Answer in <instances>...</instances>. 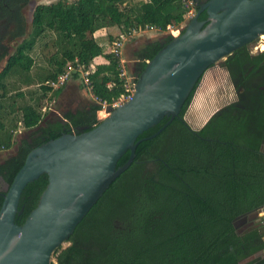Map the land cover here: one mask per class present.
Segmentation results:
<instances>
[{
  "label": "trees",
  "instance_id": "16d2710c",
  "mask_svg": "<svg viewBox=\"0 0 264 264\" xmlns=\"http://www.w3.org/2000/svg\"><path fill=\"white\" fill-rule=\"evenodd\" d=\"M29 2L2 0L1 3L14 7L11 38L20 41L0 72V150L8 151L14 145L13 132L19 126L29 132L17 153L7 157L10 166L3 176L7 185L32 149L63 133H79L78 128L92 130L100 123L97 112L102 106L111 105L127 94L125 80L120 77L119 59L98 44L93 37L95 32L116 30V36L108 35L110 47L114 40L132 31L151 27L164 32L179 26L187 13L181 0L58 1L36 5L27 32L23 11ZM171 40L168 36L163 43L151 44L145 60L153 58ZM37 48L40 49L38 64L34 57ZM260 50L264 51V47ZM99 56L107 63L91 70L90 63ZM68 66L75 70L72 77L80 76L78 70L88 72L87 88L97 104L88 114L69 119L70 123L50 122L40 126L42 111L59 92L50 84ZM144 66L145 62L139 74ZM222 66L235 87L243 88L238 103L223 108L194 132L184 116L199 81L178 117L157 137L136 147L130 167L79 223L68 241L71 245L54 253L56 262L51 264L81 262L83 249L78 241L104 240L112 227L110 218L137 211L135 203L139 199L140 259L133 264H243L255 253L264 254V217L247 221L249 215L259 213L264 207V81L252 83L254 73L264 70V52L252 55L246 45L227 57ZM21 86L39 88L42 95L35 105H16L14 98L24 95L16 93L13 98L10 93ZM166 121L149 129L138 140L154 134ZM218 132L222 133L217 139L224 144L197 139V136L207 139L208 134L215 138ZM235 144L243 148H236ZM232 147L237 151L232 152ZM193 148L199 154L219 148L222 166L208 170L193 167L189 171L187 157ZM128 156L126 152L117 166L123 165ZM149 165L151 171L147 170ZM46 184L47 176L41 175L24 188L18 206L23 212L16 217L18 224L35 208L37 196ZM1 203L0 196V206ZM108 254L103 247L97 253V261H108ZM256 261L264 264L261 257L245 264Z\"/></svg>",
  "mask_w": 264,
  "mask_h": 264
},
{
  "label": "water",
  "instance_id": "95a60500",
  "mask_svg": "<svg viewBox=\"0 0 264 264\" xmlns=\"http://www.w3.org/2000/svg\"><path fill=\"white\" fill-rule=\"evenodd\" d=\"M263 35L264 0L198 3L183 33L145 62L130 100L108 107V116L92 130L63 133L27 154L0 195V264H51L54 253L68 243L91 208L130 167L136 147L157 137L178 117L211 67ZM164 119L158 131L138 140ZM126 152L127 161L118 167ZM41 175L47 176V184L35 208L18 224L21 194Z\"/></svg>",
  "mask_w": 264,
  "mask_h": 264
},
{
  "label": "flooded vegetation",
  "instance_id": "af4514ba",
  "mask_svg": "<svg viewBox=\"0 0 264 264\" xmlns=\"http://www.w3.org/2000/svg\"><path fill=\"white\" fill-rule=\"evenodd\" d=\"M1 3H2V0H0V65L2 62H5L7 58L12 54L13 49L16 47V43L20 41V39L18 40V39L11 38V32L14 29L13 14L15 12V9L13 6H8L5 3L3 4ZM198 3L200 2L197 1L194 4V7H197ZM7 10L9 12H7ZM196 12H197V9H196ZM168 36L172 37V34L170 33ZM166 38L162 40H156V41L149 40L148 42L138 45V47L136 48L137 60L131 63V65H128V68H130L133 71L135 76L136 75L138 76L142 63L146 62L145 57L148 52L149 46L154 43H163ZM256 49L258 48L256 47ZM252 81H253L252 82L253 85L256 82L264 81V70L262 68L258 69L254 73L252 77ZM232 86L235 92L233 101L223 106L221 109H219V111L232 104L238 103L239 95L243 91V88L242 87L236 88L234 83H232ZM203 127L204 126L198 129H194L190 126V128L194 132H198ZM221 133L222 132H218V135L215 136V138H211V134L210 135L208 134L209 137H207V139L200 137V136H197V139L202 140V141H207L208 143L217 142V143L224 144V142H220L217 139V137ZM235 146H237L236 148H243L240 144L239 145L235 144ZM230 150L232 152L237 151L235 147L230 148ZM263 150H264V145H263ZM219 153H220L219 148H211L206 151L203 150L201 154L198 153V149H195V148L191 149V152H189L188 157H187L188 162H189V169H190L189 171H192L193 167H198V168L205 169V170H208L214 167L215 168L221 167L223 163V157L219 156ZM202 160L204 161L203 164H202ZM9 166L10 164L8 163V159L6 157L3 158L0 163V178L4 182L5 180L3 176L6 175L5 170ZM5 192L6 191H0V195ZM135 205H136L137 211L135 210V211L129 212L126 214V216H124L125 214L118 213L116 216H113L110 218L109 224L112 227L108 231L104 240H100V242H98L97 240H95V242H92L91 240L89 242L87 241L83 242L81 240L78 241L79 242L78 246L83 249V251L81 252L82 260L78 264H119L120 262L124 264H133L135 260L140 259V199L136 201ZM257 218H259V214L254 213V214L249 215V217H247V221H253L254 219H257ZM68 243L70 246L71 243L70 242ZM103 247L109 253L107 257L108 261L98 262L97 253H99ZM258 257H261L263 259L264 254L255 253L248 259L244 260L242 263L245 264L252 260L255 261ZM254 264H260V262L256 261L254 262Z\"/></svg>",
  "mask_w": 264,
  "mask_h": 264
},
{
  "label": "rangeland",
  "instance_id": "374dc122",
  "mask_svg": "<svg viewBox=\"0 0 264 264\" xmlns=\"http://www.w3.org/2000/svg\"><path fill=\"white\" fill-rule=\"evenodd\" d=\"M58 1H65L67 3L72 2L73 0H31V2L25 7L23 14L25 16V20L27 22V32L30 30V23H31V17H32V12L35 8L36 5L39 4H51L55 3ZM140 1V0H139ZM143 1V0H142ZM181 2L188 8V12L184 16V21L181 23L179 26L176 27H170L164 32H158L154 30L151 34H146L145 29H139L136 31H132L131 33L125 35V42L127 41H134L138 42L140 44H143L145 42H148L149 40H162L171 33L172 36L177 35V31L180 30L181 28L184 29L185 25L189 22V18H193L196 8L190 3V0H181ZM190 13V14H188ZM111 34L113 37L118 34L116 30H106V34L104 38H97L98 44H100L102 47L105 49L108 48V35ZM94 37V35H93ZM98 37V36H97ZM124 42V43H125ZM260 40L254 41L251 44L248 45V49L251 54L255 55L257 53H261L264 51L256 49L257 46L264 47ZM124 48V46H123ZM123 51V50H122ZM40 49H36L34 52V57L35 61L37 64L39 63L40 59ZM122 59H123V72L125 73V80H135L137 78V75L133 73V71L128 68V65H131V61H125L123 58V52H122ZM127 60V59H126ZM224 60H221L218 62L215 66L211 67L204 75L202 81L198 84L197 89L194 93V96L192 98V101L188 107V110L184 116V120L187 122L189 126H191L194 129H198L202 127V125L205 123L207 118L215 111L218 109H221L223 106L227 105L234 99V89L230 80V76L228 71L222 66ZM5 62H2L0 65V72L4 66ZM92 63V62H91ZM93 64V63H92ZM21 89V90H20ZM18 91H12L10 93L11 97L14 98L16 93H22L24 95L23 98H14L16 100V105H25V104H31L35 105L37 103L39 97L42 95L41 91L39 88L36 86H21ZM199 92H202L200 95V98L196 102V97L199 94ZM194 106V107H192ZM210 110H213L212 113H209ZM46 111L47 108H46ZM48 112H46L45 116H42L43 118L46 117ZM101 113L103 115H101ZM42 114L44 112L42 111ZM108 116V111L102 109L98 114H97V119L102 120L103 118ZM50 118V117H49ZM48 118V119H49ZM29 134L28 131H25L22 129L21 126L18 127V129L13 132V143L14 145L10 148L8 151H1L0 150V163L3 158H7L10 155H13L14 153H17L18 148L20 146V142L24 139H26L27 135ZM147 170L151 171L152 166L149 165L147 167ZM7 190V184L0 178V191H6ZM69 246V243H65L61 246V250L65 249L66 247ZM51 262H56L55 257L53 256L51 259Z\"/></svg>",
  "mask_w": 264,
  "mask_h": 264
},
{
  "label": "crops",
  "instance_id": "0c3cea01",
  "mask_svg": "<svg viewBox=\"0 0 264 264\" xmlns=\"http://www.w3.org/2000/svg\"><path fill=\"white\" fill-rule=\"evenodd\" d=\"M152 32L153 31H147L146 34H151ZM105 34L106 29H101L95 32L94 38L95 40H97V38H104ZM154 40L156 41L158 39ZM138 45H140V43L134 41H126L124 43L122 52L125 61L130 60L133 63L137 60L136 48ZM92 63H90V69L94 70L96 66L104 65L107 62L102 56H99L94 58ZM54 90H59V92L53 100L47 104L48 111L45 109L43 116H45L46 112L48 113L46 117H42L39 124L40 126H44L50 122L70 123L69 119L81 114H88L97 104L89 89L84 85L81 75L77 77L71 76L62 85L55 87ZM98 113L99 112H97V114Z\"/></svg>",
  "mask_w": 264,
  "mask_h": 264
},
{
  "label": "built area",
  "instance_id": "2783aa9c",
  "mask_svg": "<svg viewBox=\"0 0 264 264\" xmlns=\"http://www.w3.org/2000/svg\"><path fill=\"white\" fill-rule=\"evenodd\" d=\"M190 3L194 6V3H193L192 0H190ZM184 7L188 10V8L185 5H184ZM188 14H190V13H188ZM191 18H189V19H191ZM145 30L146 31H154L155 29L150 27V28H146ZM182 30H183V28L178 30L177 31V35L172 36V38L178 37ZM124 42H125V36H120L118 39L114 40L111 43L110 47H108V52H110L115 58L119 59L121 66H122V64L124 62L123 59H122V50H123ZM260 47H261L260 45L257 46L258 50H260ZM74 71L75 70H73V68L71 66H68L66 68V71L62 75H60L54 83H51L50 86L55 88V87H58V86L62 85L65 81H67L71 77V73L74 72ZM77 72H79V75H81L84 85L87 87V83H88L87 82V75H88V72H82L81 70H78ZM120 77H122L125 80V73L123 72V66L121 68ZM134 85H135V80L134 79L133 80H129V81L125 80V89L127 91V94L124 95V96H121L117 101H115L111 105H103L102 109H104L106 111H107L108 107L114 109V108H116L118 106H121L122 104H124L128 100H130L132 95H133V93H134ZM95 101H96V99H95ZM258 214H259V217H264V207L260 210V212ZM263 240H264V238H263Z\"/></svg>",
  "mask_w": 264,
  "mask_h": 264
},
{
  "label": "bare ground",
  "instance_id": "6f19581e",
  "mask_svg": "<svg viewBox=\"0 0 264 264\" xmlns=\"http://www.w3.org/2000/svg\"><path fill=\"white\" fill-rule=\"evenodd\" d=\"M261 41H262V44L264 45V35L263 36H261ZM198 96V95H197ZM196 99H197V97H196ZM196 101V100H195ZM192 107H194V106H192ZM213 112V110H210V112L209 113H212Z\"/></svg>",
  "mask_w": 264,
  "mask_h": 264
}]
</instances>
